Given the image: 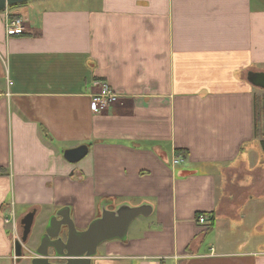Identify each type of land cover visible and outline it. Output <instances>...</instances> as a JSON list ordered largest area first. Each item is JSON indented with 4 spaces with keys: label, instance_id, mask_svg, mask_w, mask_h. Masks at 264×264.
<instances>
[{
    "label": "crops",
    "instance_id": "crops-1",
    "mask_svg": "<svg viewBox=\"0 0 264 264\" xmlns=\"http://www.w3.org/2000/svg\"><path fill=\"white\" fill-rule=\"evenodd\" d=\"M12 17L23 34L7 35ZM251 71H264V0H30L0 11V264H31L14 245L30 211L35 246L60 208L83 230L104 203L153 211L126 241L103 242L93 264H264L263 88ZM105 84L117 99L94 112ZM82 144L87 155L69 162L64 150Z\"/></svg>",
    "mask_w": 264,
    "mask_h": 264
},
{
    "label": "water",
    "instance_id": "water-1",
    "mask_svg": "<svg viewBox=\"0 0 264 264\" xmlns=\"http://www.w3.org/2000/svg\"><path fill=\"white\" fill-rule=\"evenodd\" d=\"M30 0H0V11L9 6ZM249 80L264 89V71H251ZM89 151L86 144L64 150V157L72 163L83 159ZM153 206L149 203L131 205L121 203L109 208L102 205L101 214L93 219L86 229H77L71 217L70 207L64 206L54 213L40 236L37 245L30 246L29 239L36 210L27 213L21 220L22 235L15 240V254L29 256L31 264H93L99 246L109 240L126 241L131 223L139 216H149Z\"/></svg>",
    "mask_w": 264,
    "mask_h": 264
},
{
    "label": "built area",
    "instance_id": "built-area-1",
    "mask_svg": "<svg viewBox=\"0 0 264 264\" xmlns=\"http://www.w3.org/2000/svg\"><path fill=\"white\" fill-rule=\"evenodd\" d=\"M6 32L9 36L23 34L25 32L23 20L17 17L8 18L6 22ZM116 99L117 94L108 85L105 84L103 85L102 91L100 93L93 95L91 101V109L94 112H100L110 104H113ZM180 162H182L181 157H176L174 159L175 164H178ZM198 222L201 224H207V222H209V219L206 215H199Z\"/></svg>",
    "mask_w": 264,
    "mask_h": 264
},
{
    "label": "rangeland",
    "instance_id": "rangeland-1",
    "mask_svg": "<svg viewBox=\"0 0 264 264\" xmlns=\"http://www.w3.org/2000/svg\"><path fill=\"white\" fill-rule=\"evenodd\" d=\"M256 93H257V97H256L257 105L260 109V113H261V111L263 112L258 117L256 135H257V138L263 139L264 138V90L263 89H257ZM50 217H49V219H50ZM139 219H143V218H139ZM38 225H39V219L37 218L36 222H34V226L32 227V231H31L32 238H33V235L36 234L38 231Z\"/></svg>",
    "mask_w": 264,
    "mask_h": 264
},
{
    "label": "trees",
    "instance_id": "trees-1",
    "mask_svg": "<svg viewBox=\"0 0 264 264\" xmlns=\"http://www.w3.org/2000/svg\"><path fill=\"white\" fill-rule=\"evenodd\" d=\"M21 4H23V3H21ZM17 5H20V4H16V5H13V6H9V8H13V7L17 6ZM262 113H263L262 111L260 113V109H259L257 103H255V116H256L257 120H258V117ZM261 143H262L263 148H264V139L261 141ZM187 154H188V150H185V149H178L177 150V155H182L183 157H186ZM213 224H214V219L212 217V219H210V222H209V229L213 226Z\"/></svg>",
    "mask_w": 264,
    "mask_h": 264
}]
</instances>
